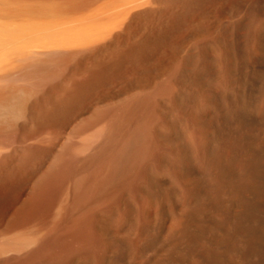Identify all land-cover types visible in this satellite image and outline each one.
Wrapping results in <instances>:
<instances>
[{"label": "bare ground", "instance_id": "1", "mask_svg": "<svg viewBox=\"0 0 264 264\" xmlns=\"http://www.w3.org/2000/svg\"><path fill=\"white\" fill-rule=\"evenodd\" d=\"M0 264H264V0H0Z\"/></svg>", "mask_w": 264, "mask_h": 264}]
</instances>
